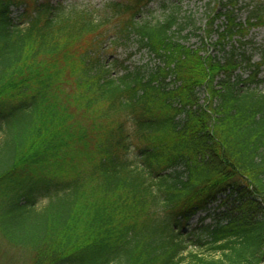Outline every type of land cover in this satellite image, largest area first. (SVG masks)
Masks as SVG:
<instances>
[{"label": "trees", "instance_id": "trees-1", "mask_svg": "<svg viewBox=\"0 0 264 264\" xmlns=\"http://www.w3.org/2000/svg\"><path fill=\"white\" fill-rule=\"evenodd\" d=\"M154 1L109 4L98 20L0 0V233L32 264H264V95L242 89L261 84L262 64L243 59L248 82L217 83L237 54L182 45L174 17L139 21ZM237 6L208 16L205 38L223 50L245 36ZM112 20L117 41L136 34L163 67L116 62L126 74L114 78L93 56ZM248 27H264V8ZM227 192L240 214L215 216L195 242L219 257L187 259L182 231Z\"/></svg>", "mask_w": 264, "mask_h": 264}, {"label": "rangeland", "instance_id": "rangeland-1", "mask_svg": "<svg viewBox=\"0 0 264 264\" xmlns=\"http://www.w3.org/2000/svg\"><path fill=\"white\" fill-rule=\"evenodd\" d=\"M52 5L58 10V13L71 11L73 9H89L94 12L98 20H102L109 11L107 7L112 3H119L122 0H51ZM234 1V0H231ZM227 0H156L146 8L142 14L138 16L139 21H164L172 17L177 19V23L183 29L175 31L176 40L186 47L194 50L202 49V55L208 54L211 58L216 60H223L228 54H237L235 60L240 68L226 79V75L221 74L217 79L220 81L229 80L232 84H237L238 80L249 81L251 77V69L242 62L243 59H250L252 64H262L259 68V80L261 84L251 87L246 86L242 89L246 91H257V93L264 95V27H248L250 17L254 10L264 8V0H238L235 16L238 22L245 27V36L235 37L233 40L226 41V50L218 45V37L213 35L211 39H206V28L209 22L208 16L217 15ZM24 12V7H18L13 10V17L17 20ZM116 20L109 23V29L106 31L107 35L103 37V41L98 45L97 51L93 56L105 64L106 69L112 70L114 78H121L125 71L122 68H112L116 62L123 63L130 72L137 68H144V70H155L163 67V64L151 53L140 48L138 44L139 38L133 34L130 42L117 41L115 25ZM227 25V24H226ZM222 26V21H218L216 28ZM215 28V29H216ZM207 41V43H203ZM226 52V53H225ZM220 88V87H218ZM200 104L205 103V92L200 91ZM1 135V133H0ZM179 171L183 172V168ZM46 201H44V204ZM241 201L237 200V196H231L229 192L221 196L220 199L213 204L208 212L200 213L195 216L189 223V227L182 231L183 236H186V243L188 249L186 251V258L188 254H200L207 259H217L218 254L209 251L206 247L198 246L197 238L202 237L207 239V228L215 226V216L223 214H232L237 216L240 214L239 207ZM43 204L40 203L39 207ZM0 264H32L30 253L22 247H14L7 240L3 238L0 233ZM189 264V262L185 263Z\"/></svg>", "mask_w": 264, "mask_h": 264}]
</instances>
